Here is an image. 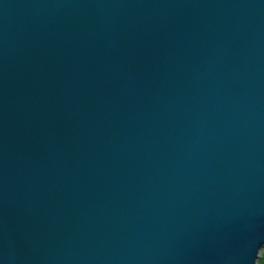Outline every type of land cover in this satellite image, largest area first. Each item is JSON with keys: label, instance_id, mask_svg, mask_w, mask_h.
Returning a JSON list of instances; mask_svg holds the SVG:
<instances>
[{"label": "water", "instance_id": "1", "mask_svg": "<svg viewBox=\"0 0 264 264\" xmlns=\"http://www.w3.org/2000/svg\"><path fill=\"white\" fill-rule=\"evenodd\" d=\"M264 0H0V264H257Z\"/></svg>", "mask_w": 264, "mask_h": 264}, {"label": "rangeland", "instance_id": "2", "mask_svg": "<svg viewBox=\"0 0 264 264\" xmlns=\"http://www.w3.org/2000/svg\"><path fill=\"white\" fill-rule=\"evenodd\" d=\"M259 254L261 255V258H259L257 262L258 264H262V262H264V248L259 251Z\"/></svg>", "mask_w": 264, "mask_h": 264}, {"label": "snow or ice", "instance_id": "3", "mask_svg": "<svg viewBox=\"0 0 264 264\" xmlns=\"http://www.w3.org/2000/svg\"><path fill=\"white\" fill-rule=\"evenodd\" d=\"M262 264H264V262H262Z\"/></svg>", "mask_w": 264, "mask_h": 264}, {"label": "bare ground", "instance_id": "4", "mask_svg": "<svg viewBox=\"0 0 264 264\" xmlns=\"http://www.w3.org/2000/svg\"><path fill=\"white\" fill-rule=\"evenodd\" d=\"M257 264H258V262H257Z\"/></svg>", "mask_w": 264, "mask_h": 264}]
</instances>
